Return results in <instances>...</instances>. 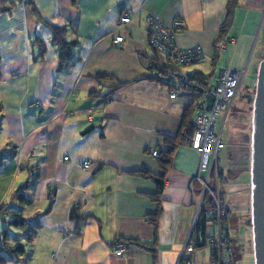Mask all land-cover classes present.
<instances>
[{"label":"crops","instance_id":"0c3cea01","mask_svg":"<svg viewBox=\"0 0 264 264\" xmlns=\"http://www.w3.org/2000/svg\"><path fill=\"white\" fill-rule=\"evenodd\" d=\"M227 3L0 0V152L6 158L0 184L5 190V174L11 183L0 206L8 203L11 211L30 223L25 229L12 228V217L2 213L0 244L4 233L15 229L23 232L22 240L9 245L25 248L23 256L8 253L7 263L216 264L213 248L200 247L192 239L200 214L201 183L193 181L199 173L200 153L184 142L169 171L165 173L159 163L160 153L171 148L166 138L180 131L184 112L211 99L202 100L192 91H178L171 98V86L151 77L145 56L154 51L145 17L152 13L168 25L181 19L185 29L177 35L178 46L200 47L205 54V62L184 67L183 72L208 76L218 71L223 53L231 49L246 53L264 11V0H240L223 35ZM127 8L137 15L119 26L118 17ZM54 27L66 28L67 40L78 42L74 53L79 60L65 69H59ZM119 34L125 42L117 46L114 39ZM218 44L227 48L220 50L215 62ZM263 59L261 55L256 75ZM226 69L246 70L229 66L206 83L215 85ZM236 103L224 126L226 149L237 148L234 137L240 131L250 153L246 167L227 170L230 228L240 218L232 213L245 214L249 208L251 213L252 128L248 132L245 127L252 125V115L250 124L237 119L241 113L247 115ZM154 151L158 157L152 155ZM221 155L228 167L240 161L229 149ZM86 160L92 164L88 171L82 168ZM144 171L163 179L159 200L155 198L159 184L144 177ZM29 180L35 181L26 191L32 202L12 201ZM157 213L154 226L151 218ZM129 239L150 245L155 252L126 244ZM188 241L195 247L192 253L185 252ZM120 243L127 246L123 256L114 252Z\"/></svg>","mask_w":264,"mask_h":264},{"label":"built area","instance_id":"2783aa9c","mask_svg":"<svg viewBox=\"0 0 264 264\" xmlns=\"http://www.w3.org/2000/svg\"><path fill=\"white\" fill-rule=\"evenodd\" d=\"M136 15V11L127 8L119 15L117 24L125 26ZM145 18L150 29L151 47L165 59L172 70L170 74L151 70V77L171 86V98H174L178 91H192L202 100L208 97L212 99L210 104L205 101L200 103L193 119L194 135L190 146L201 155L199 173L193 181L201 183L199 212L205 206V196L208 197V216L212 221L208 227L206 244L213 248L216 264H233L235 253L230 239V212L227 201L229 179L221 154L225 148L224 126L239 96L245 72L226 69L220 73L215 85L192 79L191 75L183 72V68L205 62V54L200 47L181 49L178 46L177 35L185 29L184 22L175 19L168 25L152 13H147ZM124 42L123 36L120 34L115 36V45H122ZM226 48V44L220 46L221 51H225ZM13 76L17 77L18 73H13ZM152 155L158 157L156 151ZM91 166L89 160L82 163L84 170H90ZM126 249L127 246L120 243L115 246L114 252L118 256H123ZM186 251L191 253L195 251L191 241L187 242Z\"/></svg>","mask_w":264,"mask_h":264},{"label":"trees","instance_id":"16d2710c","mask_svg":"<svg viewBox=\"0 0 264 264\" xmlns=\"http://www.w3.org/2000/svg\"><path fill=\"white\" fill-rule=\"evenodd\" d=\"M240 0H228L227 3V18L226 21L222 27V34L224 35L226 31L228 30L230 24L232 23V18L234 11L236 9V6L238 5ZM53 42L54 44L58 47L59 50V69H65L74 63H76L79 59L75 55L74 51L75 48L78 46V42L76 41H68L67 40V29L66 28H58L54 27L53 28ZM220 45H216V56H215V62L219 57L220 53ZM153 55L152 56H145V58L148 61V66L150 70H155L158 72H162L164 74H170L171 68L167 65L165 59L159 55L154 49H153ZM214 62V65L216 67V63ZM215 75V71L211 73L208 76H205L201 73H196L191 76L192 79L201 81L203 83H206L210 80L213 79ZM104 77V76H101ZM250 99L247 101L250 104V109H252L253 101H254V96H249ZM210 98V97H208ZM211 99V98H210ZM212 101V99H211ZM210 104V102H209ZM196 111V107H191L188 108L182 117L181 120V127L178 135L174 138H166V141L170 145V149L164 152L160 153L159 156V163L162 168V170L166 173L171 169L172 167V162H173V155L175 151L184 144V142H191L193 135H194V126H193V119H194V114ZM0 133H1V127H0ZM5 156L3 153L0 152V167L3 165L5 161ZM144 177H149L154 179L158 184H159V190L156 194V200H159V197L161 196L164 188V183L162 178H156L152 175L149 174V172L144 171L141 172ZM34 176V174H32ZM35 181L34 180H29L22 188L20 191L14 193L12 201H17L21 205H26L31 203V199L28 198L26 191L30 190L32 185H34ZM205 206L202 208L199 217L197 219L194 231L192 233V239L195 238L197 241V245L202 247L206 244V238H207V231L209 224L211 223V219L208 216V209H207V204H208V197L207 195L205 196ZM6 212L7 214H10L12 217V220L9 222V225L12 228L16 229H21V228H27L30 226V223L26 218L23 217L21 213L13 212L11 211V207L7 203H3L0 206V217H2V213ZM159 220V213L155 214L154 217L151 218V222L153 223L154 226H157ZM28 232H33L32 229H30ZM10 232L6 231L4 233L3 241L2 244H0V264H7L6 258L3 256V252L9 253L14 256H23L25 254V248L21 244H15L14 246H11L6 243L8 237H9ZM202 239V242L200 241ZM126 244L128 245H134L139 248L148 250V251H153L155 250L152 248V246L147 245L145 243H142L137 240H126Z\"/></svg>","mask_w":264,"mask_h":264},{"label":"rangeland","instance_id":"374dc122","mask_svg":"<svg viewBox=\"0 0 264 264\" xmlns=\"http://www.w3.org/2000/svg\"><path fill=\"white\" fill-rule=\"evenodd\" d=\"M258 22L259 23L257 25L255 26L253 25L255 28V32H254L255 35L252 39L251 46H249L246 49V53H244L240 49H236V50L231 49L223 53L221 60H220V65L218 68V71H221L222 69L229 67V66L235 69H241V70L246 69L242 88L240 91V96L237 99L236 108L245 110L244 111L246 113L245 115H247L246 118L244 114L241 113L240 115H238L237 119H241L242 121L248 124H250V118L248 117H249V114L250 116L252 115V109H250V104L247 101L250 99L249 96L253 95L255 97V89H256V82H257L256 68H257L258 60L261 58V55L264 56V11L262 15L260 16ZM209 59L210 58H208V62L206 64H209L210 62ZM218 71H215L214 77L217 76V73H219ZM214 77H213V81L215 80ZM218 127L220 128V123L218 124ZM249 127L252 128V125L250 124L245 127L248 132L250 129ZM227 134H228V130L226 128L224 129V132H223V141L225 143V148L224 150H222V153L225 150L229 149L231 150L233 155L234 154L236 155L235 156L236 159H239L240 161L235 160L233 164L232 162L231 164H229V167L227 165H225V167L228 171L230 170L229 168L231 166H234V170H237V171L241 170L247 166V163H248L247 157H248V154L250 153V150L247 151V145H248L247 139H244L245 138L244 135H240V131H239L236 137H234L235 139L234 141L237 143L236 144L237 148L233 146L232 149L230 148L226 149ZM227 176H228V179H230V172L229 173L227 172ZM4 178L7 179V182L5 183V190L7 189V194L3 193L5 191L3 190L4 184L3 185L0 184V201H2V199L3 200L7 199V196L9 193L8 188L11 187V183H9V178L8 176H6V174ZM15 178L16 177H14L13 179ZM241 205L242 206L245 205V202L241 203L240 206ZM248 206L250 207V204ZM232 214L233 216H237V217L240 216V218L238 219L237 226L233 225L230 228L231 243H232V247L235 253L234 264H255L250 208H249L248 213L242 214V212H237V213H232ZM6 219H7L6 221L9 222L11 218L8 217ZM2 220L3 219L0 218V222ZM11 232H10L11 234H9L8 244H13L15 243V241L22 240V235H23L22 231L12 229ZM2 254L6 259L11 258L10 255L6 252H3ZM7 264H12V261L9 260Z\"/></svg>","mask_w":264,"mask_h":264},{"label":"water","instance_id":"95a60500","mask_svg":"<svg viewBox=\"0 0 264 264\" xmlns=\"http://www.w3.org/2000/svg\"><path fill=\"white\" fill-rule=\"evenodd\" d=\"M251 224L255 264H264V59L252 105Z\"/></svg>","mask_w":264,"mask_h":264}]
</instances>
